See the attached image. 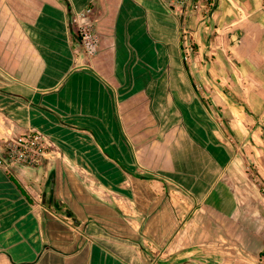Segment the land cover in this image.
I'll return each instance as SVG.
<instances>
[{
	"label": "crops",
	"instance_id": "1",
	"mask_svg": "<svg viewBox=\"0 0 264 264\" xmlns=\"http://www.w3.org/2000/svg\"><path fill=\"white\" fill-rule=\"evenodd\" d=\"M31 131L0 264H264V0H0V154Z\"/></svg>",
	"mask_w": 264,
	"mask_h": 264
},
{
	"label": "built area",
	"instance_id": "2",
	"mask_svg": "<svg viewBox=\"0 0 264 264\" xmlns=\"http://www.w3.org/2000/svg\"><path fill=\"white\" fill-rule=\"evenodd\" d=\"M91 13V8L80 13L82 23L78 26L86 55L94 58L99 51L100 39L94 22L90 20ZM47 154L48 146L44 136L39 132L31 131L7 143L0 154V166L8 170H11L14 165L39 167Z\"/></svg>",
	"mask_w": 264,
	"mask_h": 264
}]
</instances>
